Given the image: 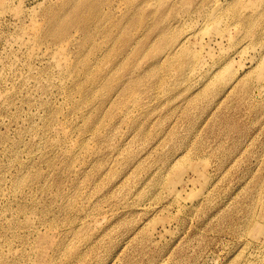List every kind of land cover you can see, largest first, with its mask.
Returning <instances> with one entry per match:
<instances>
[{"label": "rangeland", "instance_id": "1", "mask_svg": "<svg viewBox=\"0 0 264 264\" xmlns=\"http://www.w3.org/2000/svg\"><path fill=\"white\" fill-rule=\"evenodd\" d=\"M0 264H264V0H0Z\"/></svg>", "mask_w": 264, "mask_h": 264}, {"label": "bare ground", "instance_id": "2", "mask_svg": "<svg viewBox=\"0 0 264 264\" xmlns=\"http://www.w3.org/2000/svg\"><path fill=\"white\" fill-rule=\"evenodd\" d=\"M246 77V76H245ZM177 162V160H175ZM179 162V161H178Z\"/></svg>", "mask_w": 264, "mask_h": 264}]
</instances>
